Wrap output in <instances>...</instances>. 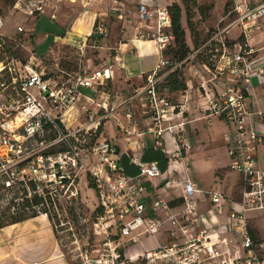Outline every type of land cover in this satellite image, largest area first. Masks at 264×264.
Here are the masks:
<instances>
[{
	"label": "built area",
	"instance_id": "obj_1",
	"mask_svg": "<svg viewBox=\"0 0 264 264\" xmlns=\"http://www.w3.org/2000/svg\"><path fill=\"white\" fill-rule=\"evenodd\" d=\"M45 3L46 0L0 2V53L18 41V34L33 31L17 22L11 35L3 33L7 17L2 14L3 7L7 6L9 15L29 20L44 13ZM231 13L229 24L218 28L208 41L218 43L219 54L213 67L192 65L193 76L198 78L195 88L187 86L175 101L161 96L157 90L161 79L158 71L168 63L163 58L147 75L142 93L148 125L135 131L139 137L152 135L154 149L164 145L165 135H170L174 149L169 154L177 158L188 150L183 126L187 122L184 114L191 104L200 108L202 117L209 122L218 118L231 126V132L225 134L230 158L227 168L240 175L237 193L231 199L219 187L205 191L212 211L227 218L221 231L202 226L195 195L203 191L190 175L184 173L177 181L172 180L177 182L182 199V208L174 211L158 196L147 197L141 182L143 178L159 176L157 163L132 158L138 174L128 177L114 142L102 132L97 133L101 120L110 116L109 108L86 96L83 89L104 87L113 65H122L119 57L99 70L55 74L34 70L14 56L6 65L0 60V75L5 68L16 73L12 89L0 90V188L5 200L10 195V202H21L18 208L49 218V210L77 198L82 175H87L98 199L97 221L113 225V237L108 233L94 248L86 245L76 264H264V238H255L248 222L249 212L264 210V151L257 156L253 150L264 149V108L247 106L252 78L264 75V64L252 58L246 41L230 45L227 38L231 27L241 28L246 37L264 18V3L251 5L249 0H233ZM137 16L141 22L154 20L156 31L152 36L162 54L174 41L167 6H159L156 0H139ZM105 32L104 23L99 21L92 36ZM21 70L27 73L23 75ZM88 102L97 104L104 113L98 111L94 118ZM76 110L83 114V126L75 125ZM177 117L182 120L173 122ZM125 118L127 123H135L131 111ZM123 128L127 134L133 133L129 125ZM147 147L143 140L137 144L140 150ZM165 224L167 243L159 242L135 258L126 255L123 248L127 244L138 243L143 236L158 239Z\"/></svg>",
	"mask_w": 264,
	"mask_h": 264
},
{
	"label": "crops",
	"instance_id": "obj_2",
	"mask_svg": "<svg viewBox=\"0 0 264 264\" xmlns=\"http://www.w3.org/2000/svg\"><path fill=\"white\" fill-rule=\"evenodd\" d=\"M174 1L181 2V0H156V3L159 6H167ZM249 3L256 5L264 3V0H249ZM108 6H111L110 0H46L43 15L50 14V18L56 19L60 26L58 27L59 32L52 34L45 55L53 57L56 55L60 56L63 53L67 54V52L71 53L76 47L87 43L89 36L93 33L94 27L99 21L105 22L108 15L117 18L122 23V31L119 35L120 41L113 42L106 37L107 29L105 28L106 32L101 38L93 36L96 42L94 47L98 50L96 51L98 53L89 56L83 55L84 58L80 57L79 63L75 66L73 63L63 64V67L58 69V72L74 73L99 70L107 64L114 62L115 57H119L122 65H113L111 78L106 80L105 86L98 89L86 88L83 89V93L86 96L92 95L91 97L99 103L104 102V106H107V97L110 90L121 89L125 93H130L132 90L135 93L132 97H126L118 105V110L115 107H107L110 108L111 114L101 121L104 125V132L107 134V138H110L116 145L119 162L124 173L128 177L138 174V168L132 161V158H138L141 161H155L160 170L159 176L151 180L143 178L141 181L145 186L146 196H158L167 201L174 211L182 208V199L177 182L172 183V180L177 181L184 173H187L203 191L195 195L197 199V214L202 221V226L210 230H223L227 218L226 216H217L212 211L209 195L205 191L223 186L224 188H222L228 198L232 199L235 196L231 191L227 190V192L225 189V185L234 181L235 178L238 184L240 180L239 173L227 168L230 158L225 134L232 130L229 124L218 118H212L211 122H209L202 117L201 109L196 107L195 104H191L190 110L184 114V119L187 122L183 126V135L185 143L188 144V150H183L177 158H171L169 154L174 149L170 135H165V144L157 149L153 148V138L149 133L144 134L143 137H139L136 133L126 136L123 133L119 134V132H116L114 136H109L106 120L110 118L117 119V127L120 124L129 125L136 132L146 129L148 125L146 103L144 94L142 93L143 87L139 86V83L158 67L161 61V52L156 41L150 38L156 31L154 20L141 22L138 19L136 9L138 20L137 24H134L133 19L128 20L126 18L123 9ZM234 28L238 29L236 35L234 37L230 36L229 29L227 33L228 40L234 44H237L240 40L242 42L246 41L247 46L252 50V58L259 62V64H264V18L256 22L253 30L246 37L242 35L241 28ZM43 36V39H45L47 34L45 33ZM42 40L40 42L36 39L37 43L47 41V39ZM82 54H85V52ZM67 57L69 60L70 55H67ZM54 67L55 63L50 67L52 71ZM56 67H59V65L56 64ZM189 70L193 74V66H190ZM192 78L186 79L187 86L195 88L198 78L194 76ZM252 84V95L247 98V106L249 108H264V101H261V98L264 97V75H254ZM109 87H113V89H109ZM134 98L139 99L138 103ZM128 101L133 103V105L137 104L134 116L135 123H127L125 118ZM134 101L136 102L134 103ZM100 111L104 112L103 109H100ZM181 120L180 117H177L173 122L178 123ZM141 140L147 143L148 147L146 149H137V144ZM195 145L200 147V149L203 148V156L193 152L192 148ZM205 149H209L210 151L222 150L224 164L218 165L214 162V158H216L214 152L208 153V150L205 151ZM253 150L257 156L264 151L260 147ZM192 166L195 167L194 170ZM221 169H226V171L223 173ZM204 172L213 173L214 184L208 188H204L198 178V174ZM232 172L236 176L230 178L228 174ZM167 227L168 225L165 224L158 239H155L157 244L159 242H168ZM155 247H140L126 255L135 258ZM0 264H67V259L61 251L56 231L50 219L42 214L27 217L1 227Z\"/></svg>",
	"mask_w": 264,
	"mask_h": 264
},
{
	"label": "rangeland",
	"instance_id": "obj_3",
	"mask_svg": "<svg viewBox=\"0 0 264 264\" xmlns=\"http://www.w3.org/2000/svg\"><path fill=\"white\" fill-rule=\"evenodd\" d=\"M110 1L111 6L108 7L123 9V13L124 15H126V18L128 20L133 19V23L137 24L136 22L138 19L136 16V9L139 0ZM0 2L3 3L4 0H0ZM180 5L182 7L181 25L184 29L185 42L190 49L194 48L195 43L197 44L207 39V37H209V35H212L218 28L227 26V24H229V22L233 19V13H231L233 0H189L184 3H182L181 0ZM2 14L7 16L4 19V25L2 27V32L7 35H11L14 32V28L17 22L23 23L25 25V28L27 29L33 28L32 32H22L18 34V41L16 43L11 42L10 48L0 53V60L3 61L4 65L8 63V59L10 58V56H14L23 64H28L34 70L55 74L58 73V69L63 67V64L73 63L75 66L79 63L80 57H82L83 59L84 56H89L98 53L96 52L98 50H96V48L94 47L96 43L94 37H89L86 44L76 47L73 51H71V53L67 52V54L63 53L60 54V56L56 55L53 57L51 55L46 56L45 54L48 50V45L50 44L52 34L59 32L58 27L60 25L56 19H51L50 14H41L39 17H37V19L30 18L29 20L20 15H9L10 13L7 6L3 7ZM103 23L105 25V28L107 29L106 37L111 39V41L113 42L120 41L119 35L122 31V23H120L117 18L111 15H108L105 22ZM231 28L229 33L230 36L234 37L238 29L234 27ZM45 33L47 34V36L45 37L47 41L40 43V40L43 39V35ZM145 38H147V36H145ZM150 38L153 37L151 36ZM36 39L40 42L37 43ZM176 48L177 47L174 44L167 46L163 50L161 58H163L164 60H171L173 56V50ZM83 52H85V54H82ZM195 53L196 51H193L192 53L190 52V55L188 57L190 59H193ZM67 55H70L69 60ZM193 61L196 62V59H193ZM54 63L55 67L52 71L50 67H52ZM56 64H58L59 67H56ZM180 69L183 72V77L185 80L193 79V74H191L189 70L188 63L183 64ZM22 70L21 73L23 75L27 73V71L25 72ZM172 70L173 66L166 65L164 67H161L158 71L159 76H161V79L159 80L158 84V90L160 92H163V88L161 86L163 79ZM15 74L16 73L14 71L11 72L7 68L2 71V74L0 75V90L12 89V76H14ZM145 84L146 78L144 77L141 83H139V86L144 87ZM111 88L113 89V87H109V89ZM134 95L135 93H133L132 90L130 93H125L121 89H114V91L110 90L109 95L107 97V107H115L117 109L118 105L126 97H132ZM134 100H136L138 103L139 99L134 98ZM130 101L127 102L128 107L125 111H131L135 116L137 104L135 103L136 101H134L135 104L133 105V103H131ZM86 104L88 108L92 110L94 118L98 116V111L100 114L104 113L99 110V106L97 104L91 102H88ZM108 112L111 114L110 108L108 109ZM73 114H75L76 119L75 125L83 126V124L86 122L85 120H83V114H81L83 118H81V115L78 110L74 111ZM107 120V129L109 130L108 134L110 137L114 136L116 132H119V134L123 133L126 136H131L136 133L133 129L128 128V130L133 131V133L127 134L125 128H123V126L127 128V125L125 124H118L119 126L117 127V119L115 120L114 118H110L108 121ZM100 126L103 135L107 137V134H105L104 132V125L102 124V122ZM181 145L182 144L180 143V146ZM209 149H205V151L208 150V153L214 152L216 157L214 158V162H216L218 165H223L225 161L223 160L224 157L222 156V150L210 151ZM192 150L196 154H201L202 156L204 155L203 148L200 149V147H197L196 145L193 146ZM194 168L195 167L192 166L193 170ZM225 171L226 169H221V172L224 173ZM228 175L230 176V178L236 176V174L233 172L229 173ZM198 178L200 180V184L204 186V188H208L210 185L214 184L212 172L199 173ZM88 182L89 180L87 178V175H82V178L80 180V194L77 196V198L66 203H62L58 209L48 211L49 219L52 222L53 227L56 231L61 251L65 255L68 264L77 263V261L79 260V253L86 247V245L89 244L90 248H94L95 245L99 243V241H101L104 237L108 235V233L109 235H111L109 237H113L114 235L113 225L108 222L100 223L96 219L97 213H99L97 212L98 199L96 196L95 189L89 186ZM222 187L223 186L219 188L223 189L224 187ZM225 189L226 191L228 190L231 191L233 194H236L238 189L237 179L235 178L234 181L225 185ZM10 201V195L6 201L5 193H3L0 188V211L3 214H6V216L14 210L20 209L18 208V206H21L19 205L21 204L19 200H16L15 202ZM21 211L26 212L22 209ZM26 214L29 215L30 213L26 212ZM248 222L252 233L254 234V236H256L255 238H264V210L249 212ZM117 233L120 235L119 229H117ZM148 238L149 237L147 236H143V239L140 242L135 244H127L123 248L124 252L128 254L132 250L138 249L140 247L158 246L154 238ZM132 264L136 263L134 262Z\"/></svg>",
	"mask_w": 264,
	"mask_h": 264
},
{
	"label": "trees",
	"instance_id": "obj_4",
	"mask_svg": "<svg viewBox=\"0 0 264 264\" xmlns=\"http://www.w3.org/2000/svg\"><path fill=\"white\" fill-rule=\"evenodd\" d=\"M189 0H182V3L187 2ZM167 8L171 15V26L170 30L174 35V41L171 44H174L177 48L173 50V56L171 60H167V65L173 66L176 63L182 62L181 66L173 69L169 72L165 78L163 79L161 86L163 88V92L159 91L160 95L166 97L169 101L175 100L177 95L184 91L187 88V82L183 77V72L181 71V67L183 64L188 63L189 67L192 65L196 66H206L208 68H212L215 60L219 54L218 51V43L215 41H209L211 35L207 37L204 41L200 43H195L194 48L190 49L185 42V34L184 29L181 25V12L182 7L180 3L174 1L167 5ZM96 26V25H95ZM89 37H93L92 34ZM99 35L97 38H101ZM228 43L232 45L233 43L228 40ZM170 44V45H171ZM168 45V46H170ZM196 51L193 59H196V62L193 59H190L188 56L190 52ZM159 84V83H158ZM101 126L98 128L97 133H101ZM89 180V178H88ZM89 186L93 187L92 183L89 180ZM97 212H100V209L97 208ZM36 214L27 215L26 212L21 211V209H16L13 212L9 213L7 216L0 211V228L15 223L17 221L23 220L27 217H33ZM5 218V219H4Z\"/></svg>",
	"mask_w": 264,
	"mask_h": 264
}]
</instances>
